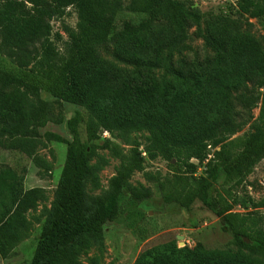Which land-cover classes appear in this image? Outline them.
Segmentation results:
<instances>
[{"label": "trees", "instance_id": "obj_1", "mask_svg": "<svg viewBox=\"0 0 264 264\" xmlns=\"http://www.w3.org/2000/svg\"><path fill=\"white\" fill-rule=\"evenodd\" d=\"M69 8L77 22L64 27L61 53L50 23ZM236 11V21L215 17L202 27L204 15L190 0H0V52L12 62L9 68L0 64V148L19 150L39 176L50 173L38 154V130L51 121L53 102L74 107L73 117L56 121L67 139L50 135L66 144L65 161L29 264H79V254L101 241L104 226L120 217V199L129 196L133 172L143 170L142 158L136 142L108 194L89 201L87 182L98 188L102 168L90 157L102 134L142 132L150 158L167 162L173 172L164 181L146 175L163 203L185 211L200 203L223 222L235 249L178 248L170 240L143 251L135 264H264V215L256 213L264 199L249 213L233 211L243 206L234 189L264 160V35L248 22L258 21L264 33V0H237ZM126 12L142 18L121 19ZM192 28L210 54L173 57ZM208 147L214 149L209 160ZM100 148L117 154L109 140ZM192 160H207L205 176H196ZM46 201L43 188L25 189L23 178L0 167V258L29 237L27 215Z\"/></svg>", "mask_w": 264, "mask_h": 264}, {"label": "rangeland", "instance_id": "obj_2", "mask_svg": "<svg viewBox=\"0 0 264 264\" xmlns=\"http://www.w3.org/2000/svg\"><path fill=\"white\" fill-rule=\"evenodd\" d=\"M127 3L129 0H123ZM204 15L202 27L205 20L222 17L228 21H236L239 17L236 11L237 0H190ZM142 17L135 14L123 13L121 19L131 23H137ZM77 16L72 8L66 10L62 17H54L51 20V40L56 48L63 52V43L67 40L64 27L75 28ZM253 26L252 31L256 35L263 36L264 33L258 21L249 19ZM56 35L60 40L56 41ZM189 38L186 45L181 49V54H174L188 57H202L210 54L205 48L202 39L196 37L195 29L188 32ZM106 59L112 57L103 53ZM0 64L5 67H12V62L0 52ZM164 70L158 71L162 76ZM41 99L48 100L43 93ZM51 121L38 130L37 138L38 154L44 157L51 166L50 173L41 171L39 176L37 168L19 150H6L0 148V167L13 171L16 177L23 178V187H40L46 191L47 201L41 203L34 213L27 215L32 223V230L29 237L21 242L14 253L7 259L0 258V264H29L34 248L39 239L41 228L48 219L51 207L55 198V191L58 178L65 161L66 144L53 140L50 135L60 136L67 139L66 127L58 125L56 121L61 117L67 120L74 115V107L71 105L53 102L51 110ZM254 117L258 115V109L252 111ZM81 137L85 135L83 127H80ZM248 130V126L238 135ZM49 133V134H48ZM109 140L111 146L115 147L117 154L110 149L100 148L104 141ZM138 143V151L141 153L143 170L135 171L128 180V192L120 199L121 214L116 222L107 223L103 228V236L100 242H92L86 254H79V264H135L139 255L154 246L164 244L170 240L177 243L178 248L184 246L193 248L200 244L206 250H228L235 249L233 237L230 232L224 229L223 222L211 211L200 203L193 204L188 211L183 210L175 203L164 204L161 199L159 186L155 181H148L147 174L153 175L156 179L164 181L171 179L173 172L169 164L160 158L151 159L148 151V134L132 133L127 137L115 136L109 133L102 134L97 142V149L90 157L89 163H100L101 170L98 173L100 186L92 189L89 181L86 186V193L89 201L103 197L108 194L111 181L121 165L130 162L133 145ZM214 149L208 147L207 160L212 157ZM198 163L196 176L206 175V163ZM233 193L241 199L243 206H235L233 211L239 214H246L253 209V203L264 199V160L256 165L253 172L248 176L242 187L234 189ZM142 197H146L141 199ZM258 215H264V208L256 210ZM264 229V226H263Z\"/></svg>", "mask_w": 264, "mask_h": 264}, {"label": "crops", "instance_id": "obj_3", "mask_svg": "<svg viewBox=\"0 0 264 264\" xmlns=\"http://www.w3.org/2000/svg\"><path fill=\"white\" fill-rule=\"evenodd\" d=\"M30 188H33V187H30ZM30 188H25V189H30Z\"/></svg>", "mask_w": 264, "mask_h": 264}, {"label": "water", "instance_id": "obj_4", "mask_svg": "<svg viewBox=\"0 0 264 264\" xmlns=\"http://www.w3.org/2000/svg\"><path fill=\"white\" fill-rule=\"evenodd\" d=\"M245 242H248V240H247V239H245Z\"/></svg>", "mask_w": 264, "mask_h": 264}]
</instances>
